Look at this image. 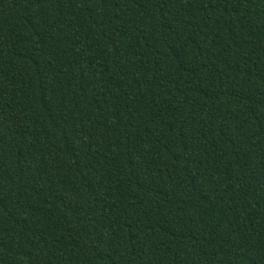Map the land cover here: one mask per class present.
<instances>
[{"label": "trees", "instance_id": "16d2710c", "mask_svg": "<svg viewBox=\"0 0 264 264\" xmlns=\"http://www.w3.org/2000/svg\"><path fill=\"white\" fill-rule=\"evenodd\" d=\"M0 264H264V0H0Z\"/></svg>", "mask_w": 264, "mask_h": 264}]
</instances>
